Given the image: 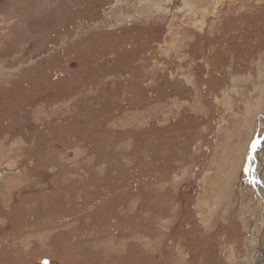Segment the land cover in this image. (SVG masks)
<instances>
[{"label":"rangeland","instance_id":"rangeland-1","mask_svg":"<svg viewBox=\"0 0 264 264\" xmlns=\"http://www.w3.org/2000/svg\"><path fill=\"white\" fill-rule=\"evenodd\" d=\"M261 196L264 0H0V264H257Z\"/></svg>","mask_w":264,"mask_h":264},{"label":"bare ground","instance_id":"bare-ground-1","mask_svg":"<svg viewBox=\"0 0 264 264\" xmlns=\"http://www.w3.org/2000/svg\"><path fill=\"white\" fill-rule=\"evenodd\" d=\"M254 143H256V142L254 141ZM253 153H254V145L251 146V149H250V152H249V155H248V162H247V165H246V166H248V165L250 164L251 159H252V157H253ZM249 172H250V171H249ZM249 177H250L254 182L258 183L255 177H253V176L250 175V174H249ZM259 184H260V183H258L257 186H259ZM257 188H259V187H257ZM260 190L262 191L261 188H260ZM261 197H262V200L264 201V197H263V196H261ZM263 238H264V237H263Z\"/></svg>","mask_w":264,"mask_h":264},{"label":"water","instance_id":"water-1","mask_svg":"<svg viewBox=\"0 0 264 264\" xmlns=\"http://www.w3.org/2000/svg\"><path fill=\"white\" fill-rule=\"evenodd\" d=\"M254 183V182H253ZM255 185V184H254ZM264 262V257L263 255L261 254L259 260H258V263L257 264H262Z\"/></svg>","mask_w":264,"mask_h":264}]
</instances>
